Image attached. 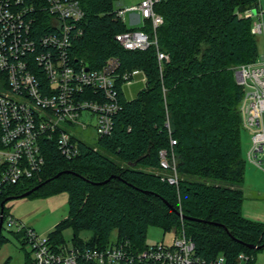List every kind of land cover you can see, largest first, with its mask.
I'll list each match as a JSON object with an SVG mask.
<instances>
[{
    "label": "trees",
    "instance_id": "obj_1",
    "mask_svg": "<svg viewBox=\"0 0 264 264\" xmlns=\"http://www.w3.org/2000/svg\"><path fill=\"white\" fill-rule=\"evenodd\" d=\"M80 1L83 35L75 41L73 55L91 68L117 56L121 73L138 69L146 81L128 98L120 80L123 109L97 148L83 143L80 154L68 159L56 144L46 143L40 174L6 186L0 208L9 197L47 181L28 196L68 193L69 214L48 235L55 244L65 243L63 229L73 226L94 232L87 242L75 235L73 241L80 245L103 247L117 230L120 240L142 249L150 226L166 232L184 227L202 258L224 254L226 264H239L245 253L255 264L257 252L264 249V222L242 213L246 161L240 106L245 92L235 67L260 55L252 31L255 20L246 16L259 10L260 0H162L156 6L164 18L158 47L146 50L125 49L115 39L133 29L118 14L121 0ZM142 29L153 33L150 21ZM158 48L168 60L160 63ZM1 135L0 125V148ZM172 138L177 141L179 187L162 180L160 169V151L170 150ZM3 170L0 165V176ZM13 232L26 244L22 232ZM5 241L2 233L0 245ZM9 263L10 258L3 264ZM26 264H34L33 258Z\"/></svg>",
    "mask_w": 264,
    "mask_h": 264
},
{
    "label": "built area",
    "instance_id": "obj_2",
    "mask_svg": "<svg viewBox=\"0 0 264 264\" xmlns=\"http://www.w3.org/2000/svg\"><path fill=\"white\" fill-rule=\"evenodd\" d=\"M161 1L140 0L119 8L124 21L130 14L141 22L116 34L121 46L128 50L158 47L157 30L164 18L156 6ZM246 16L253 17V10ZM84 17L80 0H0V165L4 167L0 194L6 186L40 174L46 163V143L53 142L62 156L72 159L80 154L81 144L90 145L80 132L88 130L91 121L98 140L111 134L115 117L123 109L120 80L125 86L133 85L136 77L146 81L138 69L121 73L117 56L109 57L100 68H91L73 55L74 43L83 35ZM146 21L152 23L153 33L142 29ZM252 31L264 37V22L255 20ZM158 59L162 63L169 55L158 48ZM235 74L245 92L240 106L243 127L252 133L248 159L263 167L264 53L254 62L236 66ZM176 144L172 138L170 150L160 151V169L162 180L179 187ZM7 223L23 233L34 264H226L224 254L210 260L199 256L195 240L184 227L171 230L169 241L141 249L118 237L103 247L75 241L55 244L13 216ZM249 260L245 253L239 255V264Z\"/></svg>",
    "mask_w": 264,
    "mask_h": 264
},
{
    "label": "rangeland",
    "instance_id": "obj_3",
    "mask_svg": "<svg viewBox=\"0 0 264 264\" xmlns=\"http://www.w3.org/2000/svg\"><path fill=\"white\" fill-rule=\"evenodd\" d=\"M140 0H121L116 4V8H125L137 4ZM125 22L129 26L139 25L141 22L133 20V15H125ZM259 36V35H258ZM262 37L259 36L260 55L263 54L264 44ZM133 85L126 86V95L128 98L134 97L138 90L144 85V82L136 77ZM90 128L80 132L88 144L95 146L98 143V136L94 131V122L91 121ZM252 133L246 129L242 130V157L246 161L245 181L243 189L245 199L243 201L242 213L245 217L264 222V166L258 167L248 159V153L251 147ZM7 216L4 222L2 233L7 237V241L0 245V264L10 258L9 264H26L32 258L31 247L22 244L13 231L14 226H9L7 219L9 216L22 221L26 226L31 227L41 236L46 237L55 229L58 223L67 218L69 214L68 193L61 191L51 195L37 194L32 196L14 198L6 203ZM63 235L66 242L71 243L75 235L83 241H90L94 232L89 228H82L75 231L73 226H67L63 229ZM118 231L111 233V239H116ZM171 239L170 232H166L160 226H150L148 228L145 244L152 246L163 240ZM255 264H264V249L256 254Z\"/></svg>",
    "mask_w": 264,
    "mask_h": 264
},
{
    "label": "water",
    "instance_id": "obj_4",
    "mask_svg": "<svg viewBox=\"0 0 264 264\" xmlns=\"http://www.w3.org/2000/svg\"><path fill=\"white\" fill-rule=\"evenodd\" d=\"M253 14L254 15H257V10H254L253 11ZM61 174V173H60ZM60 174H58L57 175V177L60 175ZM108 181V180H107ZM106 181V182H107ZM47 183V181L46 182H44L43 184H41V185H39V186H36L35 188H33L32 190H30V191H28V192H26V193H24V194H22V195H20V196H14V197H9L6 201H9V200H11V199H14V198H20V197H26V196H28L29 194H31L33 191H36L38 188H40L42 185H44V184H46ZM6 201H4L3 203H2V208H1V216H0V236H1V234H2V230H3V226H4V211H5V202ZM250 247L251 248H259V246H256V245H250Z\"/></svg>",
    "mask_w": 264,
    "mask_h": 264
},
{
    "label": "crops",
    "instance_id": "obj_5",
    "mask_svg": "<svg viewBox=\"0 0 264 264\" xmlns=\"http://www.w3.org/2000/svg\"><path fill=\"white\" fill-rule=\"evenodd\" d=\"M254 20H257V19H261L263 22H264V0H260V7H259V10L257 11V15H254L253 16ZM262 38V42L264 44V37L261 36ZM258 40H259V36H258ZM264 53V51H263Z\"/></svg>",
    "mask_w": 264,
    "mask_h": 264
}]
</instances>
